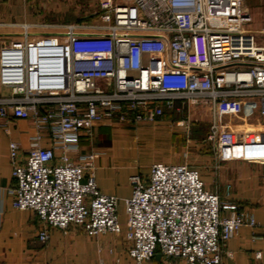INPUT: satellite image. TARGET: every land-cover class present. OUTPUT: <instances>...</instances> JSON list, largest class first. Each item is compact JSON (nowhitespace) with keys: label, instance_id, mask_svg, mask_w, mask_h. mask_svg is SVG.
Instances as JSON below:
<instances>
[{"label":"built area","instance_id":"1","mask_svg":"<svg viewBox=\"0 0 264 264\" xmlns=\"http://www.w3.org/2000/svg\"><path fill=\"white\" fill-rule=\"evenodd\" d=\"M90 17V25L56 26L35 39L23 25L19 39L0 47V119L29 120L36 129L23 160L19 143L8 145L12 205L36 215L41 243L51 229L72 226L92 237L121 233L117 198L94 180L97 154L79 153L80 137L91 138L97 121L155 122L165 110L202 107L220 158L240 150L238 158L257 159L246 154L258 138L219 120L242 104L264 119V34L242 31L243 0H95ZM189 123L186 115L176 126ZM45 139L49 147L41 146ZM129 183L130 262L113 264L157 255L162 264H222V246L241 227L256 226L252 214L223 204L183 165L153 163Z\"/></svg>","mask_w":264,"mask_h":264},{"label":"crops","instance_id":"2","mask_svg":"<svg viewBox=\"0 0 264 264\" xmlns=\"http://www.w3.org/2000/svg\"><path fill=\"white\" fill-rule=\"evenodd\" d=\"M243 8L248 24L252 19L246 0H243ZM94 11L95 0H0V45L19 39L23 25L29 26L28 34L32 39L52 34L56 26L64 24L90 25L94 21L90 17ZM242 31L254 35L243 27ZM0 93L3 90L0 89ZM250 111L249 115L244 112L248 115L244 124H230L236 131L258 138L254 145L258 143L257 148L246 154L257 159L238 158L242 155L240 150L226 153V159L220 158L214 142L207 139L208 134L192 137L189 125L176 126L180 114L173 110H165L155 122L97 121L91 138L80 137L79 153L97 154L92 170L97 189L117 198L119 213L124 211V201L131 195L129 177L145 175L151 164L161 163L152 161L136 165L131 162L133 152H137L135 139L151 135L158 138L179 136L173 143L176 157L168 164L196 170L206 189L218 193L223 204H235L255 219L254 228L241 227L222 246V264H264V119L258 117L256 110ZM35 134L36 129L29 120L0 119V264H113L115 259L121 263L130 262L128 250L132 242L124 236L125 221L119 214L120 234L92 237L81 227L72 226L66 231L51 229L49 240L41 243L38 232L43 225L36 215L13 208L15 181L8 145L12 141L19 143V158L23 160ZM207 143L211 145L208 147ZM41 146L49 147L50 144L45 139ZM226 186H229L228 194ZM256 253L261 254L259 259L255 258ZM144 264H162V261L157 255Z\"/></svg>","mask_w":264,"mask_h":264},{"label":"rangeland","instance_id":"3","mask_svg":"<svg viewBox=\"0 0 264 264\" xmlns=\"http://www.w3.org/2000/svg\"><path fill=\"white\" fill-rule=\"evenodd\" d=\"M246 4L250 9L251 21L243 26L244 31L253 32L256 38H259L264 33V0H246ZM53 30V29H52ZM54 32V31H53ZM3 45H0V47ZM237 108L236 116L233 114H228L227 111L224 113L223 111L219 114V120L221 122L226 121L225 123H238L244 124V118L248 115L243 112V108H250L248 105H240L235 106ZM189 115L190 123H189V134L192 137L204 136L209 132V122H210V114L209 111L202 107H194L189 110H183L180 114V119H185V116ZM247 115V116H246ZM247 122V121H246ZM249 124V122H247ZM179 136L167 138H158L151 135L149 136H140L139 139H135L134 144L137 149V152H133L131 162L138 165V163L142 165H147L152 161H160L161 163H169L171 162V158L176 157L177 150L174 148L173 143L178 140ZM209 143L206 146L209 147ZM131 158V156H130ZM119 217L121 220L125 221V214L123 212H119Z\"/></svg>","mask_w":264,"mask_h":264}]
</instances>
